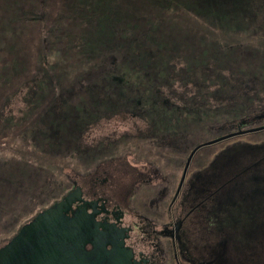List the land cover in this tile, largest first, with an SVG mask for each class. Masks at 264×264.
Masks as SVG:
<instances>
[{
  "label": "flooded vegetation",
  "instance_id": "obj_1",
  "mask_svg": "<svg viewBox=\"0 0 264 264\" xmlns=\"http://www.w3.org/2000/svg\"><path fill=\"white\" fill-rule=\"evenodd\" d=\"M86 1L61 0L52 6ZM119 1L124 5L131 0ZM189 1L194 2L192 8L223 2ZM39 2L45 4L46 0ZM259 2L264 6V0L247 4ZM77 28L79 31L80 26ZM49 32L36 37L37 46L39 40L50 37L44 52L54 48L57 40ZM195 33L181 32L182 39L174 43L162 39L158 57L146 48L149 38L142 37L139 62L125 42L114 44L112 40L113 46H107L106 41L92 55L79 48L82 57L77 62L82 68L91 67L87 76L71 71L59 78L57 92L51 82L32 88L29 97L34 105L21 110L32 118L15 116L21 123L18 128L36 140L32 143L37 149L50 147L51 152L44 153L54 158L53 164L70 166L76 172L67 174L44 197L34 194L36 199L29 198L27 207L20 210L34 211L20 223L18 219L10 222L11 232L0 248L39 212L73 194L66 214H84L91 223L96 235L85 244V251L95 264H264V210L262 206L259 210L243 207L254 196L264 202V173H256L264 159L240 163L242 167H234L235 173L223 177L226 164L221 159L230 146L226 140L238 135L262 131L256 136L260 141L237 145H264V51L233 55L220 46L199 42ZM197 33L203 35L204 31ZM42 51L40 57L45 60ZM72 53L64 57L70 58ZM154 64L159 69L151 66ZM231 64L234 69L227 72ZM214 98L232 101L224 104L221 124L212 127L221 134L207 138L200 136L204 121L197 116L190 122L186 118L199 105L212 104ZM47 101L50 103L45 105ZM22 171L29 189H36L37 176ZM250 181L256 186L250 188ZM235 194L242 198L240 210L228 206L235 205L229 200ZM237 233L244 236L243 242L235 238Z\"/></svg>",
  "mask_w": 264,
  "mask_h": 264
},
{
  "label": "rangeland",
  "instance_id": "obj_2",
  "mask_svg": "<svg viewBox=\"0 0 264 264\" xmlns=\"http://www.w3.org/2000/svg\"><path fill=\"white\" fill-rule=\"evenodd\" d=\"M56 1L60 3L61 0H46L45 4L39 2V0H31L30 2L26 0V3L25 0L1 1L0 38L8 37L4 39H9V41H6V45H3L7 51L3 48L0 49V204L6 205L5 208L7 209L5 211L0 210V243L4 242V236H8L11 232V221L18 219L17 223H20L25 216H29V214L34 211L25 210L27 212L24 213L23 210H20L25 206L27 207L29 198H35L34 194L44 197L49 191L58 186L59 182L65 180L67 174L72 175L76 172V170L70 166H57L55 165L56 162L53 164L54 158L47 155L51 152L49 150L50 147H44L46 148L45 150L41 148V150L37 149L32 143L36 140H33L31 136L28 138V136H25L20 131L21 127L18 128V125H21L20 120L32 118V115L29 114V116L28 112L23 113L28 105H34L32 98L29 97L32 96V88L37 86V84H41V82H51L55 85L54 91L57 92L59 78H64L65 75L68 76L71 71L74 72V75L77 73L79 77L87 76V72H90L91 67L82 68L81 64L77 62V57H82V55L79 56L77 50L80 48L82 50L81 52H89L91 54V51L96 50L98 48L97 46L102 43L105 36L106 38H112L113 33L110 31V28L108 26L104 28L109 23V19L112 18L113 15H115L113 17L120 16L119 14L121 11L125 9L128 10L130 6L134 5V2H132L133 0H128L129 2L126 3L127 7H122L119 0H107V3L95 5V13L97 16L91 17L90 20L94 23L96 22L98 27L94 31L87 27L88 30H91L87 32L81 24L80 30L78 31L77 27L79 24L76 22L73 24L68 16L64 15V9L61 10V14H63L64 17H60L62 18L61 20L64 21L47 20L49 14L45 16L43 8L56 4ZM206 1L209 2L210 0ZM33 2L37 4H35L37 7L32 6ZM23 3H25V5ZM193 3L194 2H190L189 0H165L164 6H156L154 11H164L166 13L164 14L166 21L168 19H173L176 27L182 28V30L186 27H193V30L196 31L194 34L196 40L199 42H209L208 45L210 44L211 46H220L222 48L221 50L224 52H231L233 55L235 52L245 54H253L254 52L263 53L261 51H264V6H262L260 2L259 4H253V6L252 4H249L250 6L247 5V17L249 16L250 19L240 20L241 18L237 17L235 22H231L233 17L229 13L224 11H219L217 13L213 9V2H209L208 5H200L192 8ZM18 6H21V9H19ZM57 14L58 12L55 7L53 16ZM36 21L39 23L37 24ZM101 24L102 27L99 28ZM60 25L61 29H58ZM146 26H148V24H144V28ZM202 27H207L210 33H205L204 36L197 33V31L202 30ZM47 30L50 31L49 33L53 32L51 37H56L57 40L56 43L54 42V48L51 47L48 52H44V44L46 43L48 47L50 46L49 41L47 42L49 39L45 42H42L41 39L38 46L35 40L38 38V35H41V37L47 36L45 35ZM65 31L67 33H65ZM174 34V31L169 32L166 30L165 37L163 38H166L172 43L174 42ZM176 34L179 35V32ZM125 36L124 38H127ZM60 37L61 39L64 38V40H61ZM93 37L96 38V42L91 45V39ZM142 37L143 36H133L129 39L130 42L126 40L124 43V46H127L126 48L129 51L131 49L137 55L135 58L136 62L140 60L137 58V49L142 41ZM200 37H202V39ZM84 39L86 43L83 48L81 43H84ZM145 40L148 43L146 44L147 50H150V53L154 57H158L162 54L159 51L162 50L160 48L163 44L159 43L158 39L149 38V41H147V39ZM64 41L66 44H64ZM68 44H70L71 47L68 46ZM40 51L46 54L47 58L45 60L44 58L43 60L41 59ZM69 52H74L72 53L73 56L70 58L64 57V55ZM185 57H187L186 52L183 53V64H185ZM212 59L214 60L216 58ZM90 63L92 64L93 62ZM151 66L156 70L159 69L156 64ZM229 66L230 67L226 68L227 72H229L228 70L234 69L232 64ZM46 68L47 70H45ZM232 72H234V70ZM159 76L161 77V75ZM162 76L161 79L164 78V75ZM178 77H181V75ZM181 78L183 80L186 76L182 75ZM68 86L70 87L71 85L69 84ZM255 90L256 89H252L251 91L253 92ZM218 95L220 96V93H218ZM220 100L221 102L214 98L212 104L208 105L206 103L205 105H199V107L194 110V113L191 112L187 114L186 120L188 122L195 116L199 117L201 122H205V125L200 129V136L213 138L221 134L214 133L212 127H218L221 124L218 122L224 120L220 114H222L221 112L225 109L224 104L226 101L230 102L232 100L229 98L227 100ZM48 103H50V101H47L45 105ZM27 110H29V107ZM15 116H21V119L18 120ZM190 130H192V128ZM261 132L262 131L254 132V135L242 134L226 140L225 144L230 146L228 147L229 149H227L228 153H225L223 158H221L226 164V172L222 173V177L235 173L234 167L235 169H239L242 167L240 163L241 165L242 163L245 165L260 157L264 159V145L259 146V148L251 146L258 150H252L250 146L241 148L240 145H237L239 143L247 144L249 141H260L256 136L262 135ZM42 133L43 132H41V135L43 136ZM233 145L235 146L231 148ZM218 148L219 146L215 147L214 151H216V153L220 150ZM76 169L81 168L76 166ZM22 170L28 172L27 175L29 176H37L35 179L36 189H29L28 185H30V182L23 178ZM256 173L263 175L264 165L261 169L258 167ZM248 184L250 188L256 186V183L253 181L248 182ZM229 198L228 199L235 204H228L229 209L232 210L234 208V210H240L242 198L236 194ZM246 202V204H243L244 210H259V206H262V210H264V202L259 197L254 196ZM20 214H22L21 217H19ZM14 232L15 229H13V233ZM235 238L242 241L244 236L241 233H237V237Z\"/></svg>",
  "mask_w": 264,
  "mask_h": 264
},
{
  "label": "water",
  "instance_id": "obj_3",
  "mask_svg": "<svg viewBox=\"0 0 264 264\" xmlns=\"http://www.w3.org/2000/svg\"><path fill=\"white\" fill-rule=\"evenodd\" d=\"M72 201L70 194L23 225L0 248V264H95L85 244L96 233L84 214H66Z\"/></svg>",
  "mask_w": 264,
  "mask_h": 264
},
{
  "label": "trees",
  "instance_id": "obj_4",
  "mask_svg": "<svg viewBox=\"0 0 264 264\" xmlns=\"http://www.w3.org/2000/svg\"><path fill=\"white\" fill-rule=\"evenodd\" d=\"M1 1L2 0H0V7L2 5ZM229 1L231 2L227 3L224 0L223 2L216 1L215 5H213V9L217 13L219 11H224L226 13H229L233 17L231 22H235V20H237L236 19L237 17L241 18L240 20L246 19L247 18L246 9L248 5L247 4L248 0H229ZM132 2H134V5L130 6L128 10L125 9L121 11L119 14L120 16L113 17L115 16L113 15L112 18L109 19V23L104 28L108 26L110 28V31L113 33V36L112 38H109V39L106 38V36L105 38H103L102 44H104V46L106 45L104 43L106 41H108L107 46H113L111 44L112 40L114 41V44L116 43L121 44L125 42V40L129 41V39L133 36H143L144 38L158 39V42L163 44L162 39H166V38H163L165 37L166 30H168L169 32L170 31L175 32L173 36H174V42H176L182 39L181 36L177 35L176 33L179 32L180 34L181 32H184V31L190 32L193 30V27H186L184 30H182V28L176 27L173 19H168L166 21V19L164 18L165 17L164 14L166 13L164 11H154L156 6H164L165 0H133ZM99 3H103V2L98 1L97 3V1H94V0H87L85 3H81L78 5H74V6H59V7H56L58 14L55 16H53V11L55 7L51 5V6L44 7L43 13L45 16L49 14V17L47 20L50 19L52 21H64V20H61L64 17L63 14H61V10L64 9L65 10L64 15L68 16L70 21H72L73 23L74 22L78 23L79 26L81 24L83 27L86 28L85 30L90 28L94 31L98 27V24L96 22L94 23L90 19L91 17L95 15L97 16V14L95 13L96 12L95 5H98ZM123 6L127 7L126 4L122 5V7ZM18 7L19 9H21V6H18ZM36 22L37 24L39 23L38 21ZM144 24H148V26L144 28ZM101 27H102V24L99 28ZM201 31H204L203 35H205V33L208 31L207 27H202ZM125 35H128V36H125ZM124 36L127 38H124ZM4 38L5 37L0 38V49L3 48L5 51H7L3 45H6V41H9V39L5 40L8 37H6L5 39ZM48 38L50 39V37ZM65 41H64V44H66ZM83 42L84 43H81V40H80V43L84 46L86 43V40L84 39ZM87 42H88V39H87ZM95 42H96V38L93 37L91 39V45ZM70 44H71V41H70ZM70 44H68V46L71 47ZM163 46L164 44L161 46L160 49H162ZM5 207L6 205L0 204V210H4V211L7 210Z\"/></svg>",
  "mask_w": 264,
  "mask_h": 264
}]
</instances>
